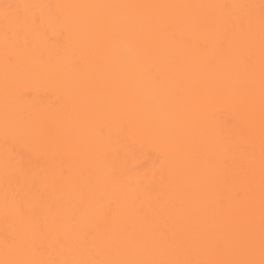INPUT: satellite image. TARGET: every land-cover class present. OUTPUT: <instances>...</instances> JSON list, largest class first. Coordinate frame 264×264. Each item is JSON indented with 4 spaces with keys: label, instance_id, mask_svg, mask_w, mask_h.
Instances as JSON below:
<instances>
[{
    "label": "bare ground",
    "instance_id": "bare-ground-1",
    "mask_svg": "<svg viewBox=\"0 0 264 264\" xmlns=\"http://www.w3.org/2000/svg\"><path fill=\"white\" fill-rule=\"evenodd\" d=\"M0 264H264V0H0Z\"/></svg>",
    "mask_w": 264,
    "mask_h": 264
}]
</instances>
